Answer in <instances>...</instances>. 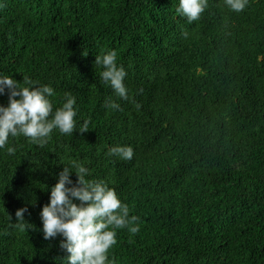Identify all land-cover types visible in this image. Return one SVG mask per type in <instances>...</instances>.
Returning <instances> with one entry per match:
<instances>
[{
  "label": "trees",
  "instance_id": "16d2710c",
  "mask_svg": "<svg viewBox=\"0 0 264 264\" xmlns=\"http://www.w3.org/2000/svg\"><path fill=\"white\" fill-rule=\"evenodd\" d=\"M178 4L0 0V74L50 85L57 106L71 92L77 127L89 122L43 148L19 136L14 155L0 149V264H65L40 212L73 159L140 217L135 235L117 230L116 264H264V0L239 13L208 0L192 23ZM102 49L126 68L129 100L102 82ZM115 145L133 159L107 155ZM20 208L34 228L10 226Z\"/></svg>",
  "mask_w": 264,
  "mask_h": 264
},
{
  "label": "clouds",
  "instance_id": "9594fccd",
  "mask_svg": "<svg viewBox=\"0 0 264 264\" xmlns=\"http://www.w3.org/2000/svg\"><path fill=\"white\" fill-rule=\"evenodd\" d=\"M249 0H224L226 6L237 13L244 11ZM2 6V5H0ZM208 7V0H179L175 11L189 23L200 19ZM87 54V53H85ZM261 58H258V60ZM95 66L102 82L109 86L117 97L129 100L125 84L127 70L117 62L115 50H101L95 57ZM7 89V105L0 103V149L14 155L16 148L9 145V138L24 136L31 143L43 148L52 138L54 130L71 136L89 131V122L77 127V98L71 92L64 93L59 106L54 103L56 92L50 85L40 84L24 77L23 84L12 76L0 74V95ZM106 108L120 109V104L109 98ZM138 109L140 105H135ZM7 146V147H6ZM107 155L131 161L134 149L130 145L110 147ZM77 180L73 182L71 174ZM89 168L79 160H71L58 174V180L50 189V202L40 212L45 239L62 237L60 247L68 255L65 264H116L109 258L110 249L117 244V230L127 229L135 235L140 231V217L130 215L128 204L123 203L116 190L104 180L88 179ZM27 208L16 211V220L10 226L30 229L34 225L25 220ZM9 221L12 216L8 213Z\"/></svg>",
  "mask_w": 264,
  "mask_h": 264
}]
</instances>
